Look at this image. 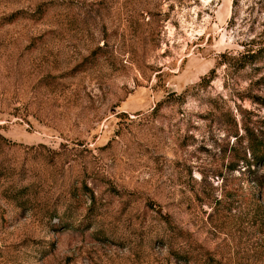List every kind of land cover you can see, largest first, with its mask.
<instances>
[{"label":"rangeland","instance_id":"obj_1","mask_svg":"<svg viewBox=\"0 0 264 264\" xmlns=\"http://www.w3.org/2000/svg\"><path fill=\"white\" fill-rule=\"evenodd\" d=\"M251 44L264 0H0V264H264Z\"/></svg>","mask_w":264,"mask_h":264},{"label":"trees","instance_id":"obj_2","mask_svg":"<svg viewBox=\"0 0 264 264\" xmlns=\"http://www.w3.org/2000/svg\"><path fill=\"white\" fill-rule=\"evenodd\" d=\"M237 58H238L237 60L240 61V64H241L240 67L242 68H245L248 65L257 64L259 61H262L264 59V45H261V46H255L252 44L251 46L246 45L245 50L241 52V55ZM214 73H215V68L210 71L209 77H212ZM206 78L207 76L204 79ZM252 151L254 155L253 156L254 161H256L259 164L264 161L263 148H262V145L258 143V141H256V143L252 145ZM243 160L247 164L250 163L246 155L244 156Z\"/></svg>","mask_w":264,"mask_h":264}]
</instances>
